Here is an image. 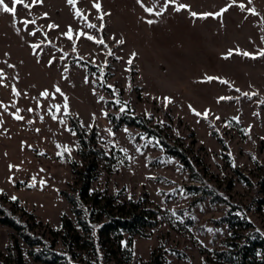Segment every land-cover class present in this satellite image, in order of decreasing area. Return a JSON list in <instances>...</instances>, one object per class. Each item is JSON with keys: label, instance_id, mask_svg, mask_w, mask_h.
<instances>
[{"label": "rangeland", "instance_id": "374dc122", "mask_svg": "<svg viewBox=\"0 0 264 264\" xmlns=\"http://www.w3.org/2000/svg\"><path fill=\"white\" fill-rule=\"evenodd\" d=\"M96 2L99 10L94 0H5L15 17L0 6V195L18 198L54 228L63 214L75 220L64 191L79 186L87 161L73 117L108 154L92 173L91 191L161 210L147 234L133 236L134 261L164 251L168 264H203L241 231L222 218L234 205L252 222L243 232L264 234V0ZM128 113L144 115L184 147L204 182L158 137L116 123ZM200 183L227 201L192 186ZM13 233L0 223V254ZM17 238L26 263L46 264Z\"/></svg>", "mask_w": 264, "mask_h": 264}, {"label": "trees", "instance_id": "16d2710c", "mask_svg": "<svg viewBox=\"0 0 264 264\" xmlns=\"http://www.w3.org/2000/svg\"><path fill=\"white\" fill-rule=\"evenodd\" d=\"M116 120L117 124L135 125L149 136L158 137L170 153L178 156L195 173L196 180L204 182L185 148L171 144L162 129L151 124L147 117L128 113ZM72 127L79 137L78 152L87 161L85 168L79 170V186L73 192L64 191L75 220L63 214L60 226L54 228L20 204L18 198L7 199L0 195V223L16 231L27 244L26 252L33 259L46 264H168L164 251H153L146 261L133 260V236L147 234L148 228L162 215L161 210L145 199L120 198L116 194L91 191L95 177L92 173L98 170L108 154L95 146L93 131H88L79 119L72 117ZM192 186L209 194L214 201H227L211 184ZM233 207L236 211H229L222 218L231 228L237 225L241 231L238 230L224 248H215L208 253L203 264H264V234L257 229L243 232L242 229H249L252 222L235 205ZM18 236L12 234V244L8 245L6 255L0 254V264H28ZM59 240L63 248H58Z\"/></svg>", "mask_w": 264, "mask_h": 264}, {"label": "snow or ice", "instance_id": "6c2138e0", "mask_svg": "<svg viewBox=\"0 0 264 264\" xmlns=\"http://www.w3.org/2000/svg\"><path fill=\"white\" fill-rule=\"evenodd\" d=\"M43 2V0H33V5L34 4H36V3H42ZM76 2V0H68V3L69 4H74ZM137 2L138 3H142V0H137ZM153 2H154V4L155 3H157V0H153ZM23 3V0H13V4H22ZM169 3H175V0H165V7L169 4ZM233 3H235V0H233ZM249 3H251V0H249ZM0 6H2V11H4V12H6V13H11V14H13V16L15 17V12H16V9H15V7H9L8 6V4H6L5 3V0H0ZM25 7H29L28 5H24ZM94 7L97 9V10H99L100 9V4L98 3V2H96V0H94ZM185 7H190V6H187V5H179L178 7H177V11H179L181 8H185ZM241 7H244L243 5H241ZM146 11H148L149 13H154L155 15H160L161 13L160 12H155L154 11V8H146L145 9ZM227 10V8H225V9H222L221 10V12H223V11H226ZM248 11H250V12H252V11H254L253 9H251V8H249L248 9ZM79 14V13H78ZM220 13H203V14H198V13H195V12H193V13H191V15H193V16H197V15H202V16H207V15H219ZM45 15H47V14H45ZM103 15L104 14H101V16H100V19L102 20L103 19ZM154 21H152V20H149L148 21V23H153ZM52 27H57L56 25H52ZM88 27H96V25H92V24H88ZM32 35H35V33H31ZM81 34H83V33H81ZM69 38H71V37H69ZM89 39H92L93 37H88ZM101 43H102V41H100ZM120 43H123V41H120ZM232 51H234V50H230V52H229V55H231L232 54ZM241 54H243V55H251V54H249V53H241ZM260 55H264V52H261L260 53ZM133 56H135V53L133 54ZM129 62H131V61H129ZM50 63H51V61H50ZM3 70H0V83H2V81H3ZM208 79H213L212 77H208ZM225 83H226V81H225ZM57 91H60L59 90V88H57L56 89ZM13 91H15V89H13ZM49 93L47 92V90L44 92V93H42V95H45V96H47ZM245 95H247V94H245ZM165 100H169L170 98H164ZM221 99H225L224 97H222ZM0 106H2V107H6V106H4V105H2V104H0ZM191 107V106H190ZM121 111H123V109H121ZM193 111H194V113H195V110L193 109ZM196 115H204L205 116V118H206V116H207V111L204 113V114H201V113H195ZM15 118L16 119H23V117H21V116H19V115H15ZM217 119H219V117H217ZM12 166H10V168H11ZM36 178L35 177H33V180H35ZM13 199H15V197H13Z\"/></svg>", "mask_w": 264, "mask_h": 264}]
</instances>
